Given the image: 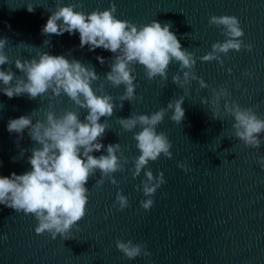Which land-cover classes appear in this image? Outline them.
<instances>
[{"label":"water","instance_id":"1","mask_svg":"<svg viewBox=\"0 0 264 264\" xmlns=\"http://www.w3.org/2000/svg\"><path fill=\"white\" fill-rule=\"evenodd\" d=\"M62 6L82 3L86 14L95 9L105 10L112 0H60ZM116 17L137 25L153 20L171 23L170 31L179 39L182 48L194 52L197 58L195 73L210 86L200 88L198 81L186 86L188 95L182 107L185 117L181 124L170 119L171 112L157 126V132L165 133L172 143V158L163 154L150 161L148 168L154 176L162 171L166 183L157 189L154 206L144 210L140 202L147 199L136 186L146 179L143 171L135 179L131 163L123 172L113 173L118 185L105 179L96 187V176L89 180V202L85 217L78 222L80 231L73 228L72 239L64 240L59 235L53 240L49 233L36 234L37 221L33 215L0 205V264H264V168L257 162L264 156V143L259 149L244 147L232 136L231 117L212 120L210 101L212 88L225 86L231 100L242 107H253L264 118V0H114ZM57 0H0V38H7L6 53L16 58L31 59L37 52L64 55L94 66L99 76L92 87L108 94L117 105L108 119L110 130L102 143L105 149L93 152L98 157L106 155L109 143H120L127 157L140 154L132 132H126L117 118H128L131 112L151 114L166 107L170 100L184 95V89L172 83V76L179 71V64L172 62L165 84L160 77L148 80L143 66L136 65V95L141 100L124 101L120 109L119 96L124 86L113 87L105 74L114 55L97 48L90 51L86 45L79 47V33L70 35H43L41 30L55 10ZM35 7L28 12L27 6ZM212 15L236 16L244 30L245 44L253 50L236 52L230 50L227 57L221 54L224 65L217 61L202 62L199 57L211 51V45L224 42L221 29L211 26ZM49 40L50 45H44ZM70 53V55H69ZM105 58L102 65L97 57ZM17 76L21 75L13 65ZM231 69V72L228 71ZM251 76H245V71ZM182 77V73H180ZM239 85V87H237ZM57 114L72 109L73 103L66 95L51 102ZM47 97L31 100L28 96L8 98L0 92V177L12 173L21 175L31 170L28 157L31 149L38 146L28 136V130L19 134L9 133L10 119L30 115L43 120L48 108ZM223 110V101L221 102ZM80 119L87 114L80 109ZM101 117L100 122H104ZM137 128L134 131H139ZM264 140V133L261 134ZM23 151V155H21ZM187 163L191 171L185 173L178 163ZM128 197L129 207L118 211L113 207L117 192ZM144 243L151 256L143 255L127 259L117 250L115 241Z\"/></svg>","mask_w":264,"mask_h":264},{"label":"clouds","instance_id":"2","mask_svg":"<svg viewBox=\"0 0 264 264\" xmlns=\"http://www.w3.org/2000/svg\"><path fill=\"white\" fill-rule=\"evenodd\" d=\"M82 8V3H70L62 6L57 0L55 10L47 19L41 32L43 35H70L79 33L80 44L83 48L88 46L90 51L97 48L115 54L113 62L109 65L110 71L105 74V79L113 86H124V92L119 96V107L123 102L141 100L136 95L135 66H143L148 80L160 77L163 82L168 80V70L172 62L179 64V71L172 76V83L184 89V95L175 100H170L166 107L160 108L151 114H137L131 112L128 118H117L119 125L126 132L133 133V139L140 154L127 157L120 143H109L106 146V155L98 157L93 152L105 149L102 140L106 130H110L108 119L111 118L117 105L108 94L103 92V85L94 89L92 84L99 79L95 68L91 64H84L77 59H67L64 55H50L48 52H37V56L23 61L16 58L12 61L5 49L7 38H0V92L8 98L27 95L29 99L47 97L48 108L44 112L45 118L35 119V111L30 115H22L10 119L7 124L9 133H17L22 138L24 131L38 146L31 149L28 163L31 170L21 175L12 173L10 177H0V205L33 215L37 221L36 234L49 233L55 240L59 235L64 240L72 239L73 228L78 232V222L87 212L89 202V189L86 187L89 180L96 176V187H101L105 179L113 185L118 181L113 173L123 172L125 166L131 163L133 179L139 177L143 171L146 179L136 186L137 191H142L147 199L140 202L144 210L154 206V195L166 180L161 171L158 176L147 166L150 161H156L163 154L171 159L172 143L163 132H157V126L163 122L169 112L170 119L176 124H181L185 117L182 107L188 95V85L198 81L200 88L210 86L198 77L194 71L197 58L194 52L182 48L176 34L170 31L171 23L163 25L153 20L148 24L137 25L128 20L118 19L115 15L117 6L114 0L105 10L95 9L90 13L76 10ZM28 12H34L35 7L27 6ZM209 27L221 29L226 37L224 42H215L211 51L199 57L202 62L217 61L221 67L224 60L221 54L227 57L230 50L251 52L253 46L245 44L242 37L244 30L236 16L212 15L208 21ZM44 45H50L49 40ZM70 55V53H69ZM97 60L103 65L105 58L98 56ZM21 75L17 76L12 67L3 68L4 65H13ZM231 72V69H228ZM182 73V77L180 75ZM251 76L250 71L243 73ZM239 87V85H237ZM210 101L202 99V104H210L211 119L222 120L231 117L232 136L242 142L244 147L259 149L264 143L261 134L264 133V118L254 111L253 107H242L237 101L231 100V93L225 86L211 89ZM66 95L73 103L72 109H65L57 114L51 103L58 97ZM223 101V110L221 102ZM80 109H85L87 114L80 119ZM101 117L104 122L101 123ZM139 128V131H134ZM23 155V151L21 153ZM264 168V156L257 161ZM185 173L191 171L187 163H178ZM123 211L129 207L128 197L117 192L113 207ZM7 239V235L0 237ZM115 245L118 251L127 259L138 256H151L144 243H134L131 239L127 242L117 239Z\"/></svg>","mask_w":264,"mask_h":264}]
</instances>
